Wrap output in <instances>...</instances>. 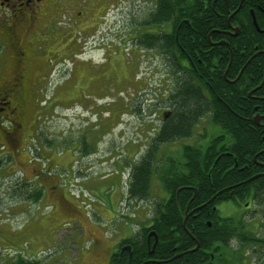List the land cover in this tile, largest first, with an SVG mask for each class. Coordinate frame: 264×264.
<instances>
[{"label": "rangeland", "instance_id": "374dc122", "mask_svg": "<svg viewBox=\"0 0 264 264\" xmlns=\"http://www.w3.org/2000/svg\"><path fill=\"white\" fill-rule=\"evenodd\" d=\"M153 1L117 0L100 26L106 31L101 45L93 37L84 45L91 48L85 53L93 63L92 68L85 66L89 79L69 77L62 86L69 70L64 66L51 83L42 85V156L34 153L26 170L21 164L28 157H18V164L0 163V264H105L118 241L151 223L155 204L167 196L155 173L146 199L126 194L131 167L147 153L165 120L164 109L170 107L167 95L178 88L160 53L131 47L127 37L133 22L147 17ZM148 28L143 26L141 33L150 34ZM61 87L72 101L62 107L51 96ZM221 133L204 117L192 137L160 145L154 161L163 164L171 157L183 162L184 145L205 147ZM44 168L56 170L54 180L41 179V201H27V191L18 186L24 183L21 173L27 180ZM217 208L222 217L242 218L252 234L264 236V192L248 210L232 201H221ZM232 244L238 248L236 241ZM251 246H245L244 258L232 253V264H264V245L250 255Z\"/></svg>", "mask_w": 264, "mask_h": 264}, {"label": "trees", "instance_id": "16d2710c", "mask_svg": "<svg viewBox=\"0 0 264 264\" xmlns=\"http://www.w3.org/2000/svg\"><path fill=\"white\" fill-rule=\"evenodd\" d=\"M183 1L173 0L171 4L170 0H158V22H165L169 16H173L175 8L180 7ZM207 1L204 8L200 6L201 0H190V25H182L179 29V42L186 46L181 47L183 50L173 47L176 52L174 56L168 47L157 49L166 59L168 55L172 60L170 72L175 75L178 88L170 96L167 95L170 115L165 117L147 153L131 167L126 194L130 199H146L150 193L151 177L155 173L167 196L155 204L151 223L140 228L139 233L132 237L131 240L136 242L137 254L133 255L129 264H144L143 260L147 258L144 251L146 236L151 231L158 239L157 258L168 259L170 255L181 252L183 256L180 261L184 264H214L209 262L210 255L204 252L206 250L212 253L222 250V264H232V253L244 258L245 246L258 241V237L247 229L248 221L219 218L205 211L220 200H231L237 204L248 202L249 207V203L259 199L264 192V101L257 99L264 96V58L258 55V50H264V47H245L248 42L258 46L264 44L261 41L264 36L254 26L255 22L260 29L264 28V15L259 10L264 8V0H242L241 14L235 18L241 31H245L238 41L240 47H231L232 58L228 69L229 52L225 47H220L217 53L220 60L214 70L211 69L212 56L201 51L209 48L204 47L209 31L219 25L223 28L226 26L225 1L230 9H234L239 0H220V8H216L219 14H224L220 20L209 9L212 0ZM247 4L253 8L254 20L247 10ZM176 12L181 14L183 10ZM211 50L213 52L216 48ZM181 59L192 60L193 63L189 62L186 67V63L181 64ZM198 59L203 63L199 64ZM206 115L223 133L213 137L205 147L184 145L183 162L159 164L154 161L160 145L191 136L198 121ZM255 115L259 116L258 124L253 121ZM27 185L29 191H23H27L25 199L38 202L43 194L42 189H32V182L18 186L25 189ZM193 188L196 195L192 198ZM188 202L190 208L204 207L198 216H190L183 223ZM207 219L213 220L212 224L205 222ZM234 241L238 243L237 249H232ZM218 242L221 243L219 249L216 246ZM196 243L198 248L189 252ZM115 257L113 255L112 260ZM170 262L178 264L179 260Z\"/></svg>", "mask_w": 264, "mask_h": 264}, {"label": "flooded vegetation", "instance_id": "af4514ba", "mask_svg": "<svg viewBox=\"0 0 264 264\" xmlns=\"http://www.w3.org/2000/svg\"><path fill=\"white\" fill-rule=\"evenodd\" d=\"M116 2L117 0H0V163H17L18 157H28L26 162L21 164V167L26 170L33 163L32 159L36 155L37 157L42 156L41 106L46 108V102L41 101L44 92L42 85L51 83L54 75L56 76L58 73L60 75L61 68L64 66H69L67 74L70 78L89 79L91 77L86 68H92L90 66L92 62L85 58L86 51L91 48L84 47V45H88V39L91 37L95 40L94 44L101 45L106 31L102 32L100 26L106 24L107 14L111 8V11L114 10ZM207 2V0H201L200 6L206 8ZM170 3L173 4V0H170ZM209 3L210 11L218 16L217 20H220L224 15L216 11V8H220V0L217 3L216 0ZM189 5L190 0H184L180 7L175 8L176 11L183 10L181 14L174 11L173 16H169L165 22L159 23L157 20L159 18L158 0H154L152 7L146 13L147 17L145 19L139 17L133 22V27L131 26L134 30L132 34L128 33L129 36H127L130 38V45H133L131 47H155L153 49L157 52L158 47L163 49L168 47L175 56L176 52L173 47H186L179 42V29L182 25H190ZM246 7L254 20L252 6L247 4ZM241 10L242 0H239L234 9H230L228 2L225 1L226 26L224 28L220 25L213 27L207 35L208 42L204 47L209 48L203 49L201 53L212 56V70L215 69L216 63L220 60V57L217 56L220 47H225L229 52L227 69L232 58L231 47H240L238 41L245 31H241L235 18L241 14ZM259 10L264 15V8ZM182 15L184 18H180ZM233 20L235 21L233 22ZM143 26L149 27L150 34L141 33ZM258 29L260 31H256L264 36V32H262L264 28L258 27ZM246 40L248 39L246 38ZM261 41L264 43V38ZM245 47H264V44L258 46L248 42ZM213 48L216 50L212 52L211 49ZM258 52H260L258 55H262L264 58V50L259 49ZM194 55L197 54L194 53ZM160 56L163 58L162 64L166 66L168 72L169 69L171 70L172 60L168 58V55L167 59L162 53ZM185 61V66L188 67L190 61ZM190 63L193 61L191 60ZM198 63L202 64L203 62L198 59ZM86 65L87 67H85ZM101 68L102 65L94 67V71L98 72ZM91 75L94 76L92 70ZM257 99L264 101V96L257 97ZM169 108L164 109L166 117L171 113V107ZM193 135L191 134L189 137ZM36 145L39 147H35ZM58 154L60 155L62 152ZM254 160H256L255 157ZM170 161L176 160L169 157L166 163H170ZM54 172L56 170L53 171V168L39 170L31 180L34 181L35 177L40 182L33 184L32 189H43L41 179L53 181ZM24 178L26 175L21 173V180L23 179L25 184L30 181V179L24 180ZM129 180L130 174H128V183ZM25 188L29 191V187ZM21 190L24 191L25 189L21 188ZM126 190L128 191V184ZM221 201L230 202L231 200H220L205 213L210 215L212 212L215 216L222 218L217 208ZM239 204L244 207V211L248 210V202ZM200 206L190 208L188 202L183 218L185 215H187L185 220L190 216L192 218L198 216L204 205ZM207 221L211 224L213 222L211 219H207L205 222ZM148 235L144 250L147 258L143 260L144 264H174L170 262L173 260H179L178 264H184L180 261L183 256L181 252L170 255L168 259L157 258L155 251L158 249V239L155 235ZM131 239L125 237L118 241L112 252H109L105 264H129L133 255L137 254L136 242ZM255 243L247 254L250 253L251 255L252 251H259L260 244L264 245V236L259 237ZM216 246L219 249L221 243L218 242ZM125 247H129V249ZM204 252L209 253V262L222 264V250L216 253L209 250ZM113 255L116 256L114 260H112Z\"/></svg>", "mask_w": 264, "mask_h": 264}, {"label": "crops", "instance_id": "0c3cea01", "mask_svg": "<svg viewBox=\"0 0 264 264\" xmlns=\"http://www.w3.org/2000/svg\"><path fill=\"white\" fill-rule=\"evenodd\" d=\"M67 80H68V78L65 79V81H63L64 84L62 86H64L66 83H68ZM63 82L60 81V83H63ZM61 89H62V87L60 89L56 88L55 91H53L51 94V96H53L55 98L53 101H56L55 103L57 105H59L60 107L65 106L68 103H72V101H70L71 99L69 100L68 95L66 93H64ZM61 178H62V176H61ZM68 181H69V179H68Z\"/></svg>", "mask_w": 264, "mask_h": 264}, {"label": "water", "instance_id": "95a60500", "mask_svg": "<svg viewBox=\"0 0 264 264\" xmlns=\"http://www.w3.org/2000/svg\"><path fill=\"white\" fill-rule=\"evenodd\" d=\"M254 26H255V28H256V30H258V31H260L259 29H258V27L256 26V24H255V22H254ZM236 30V29H235ZM262 32H264V31H262ZM263 83V82H262ZM249 95H250V93H249ZM166 116L164 115V118H165ZM259 116L258 115H255L254 117H253V121L256 123V124H258L259 123ZM264 175V174H263ZM253 178H251L250 180H252ZM178 192V191H177ZM196 195V189L195 188H193V196H192V198L194 197ZM201 207V206H200ZM199 207V208H200ZM187 217V215H185V218ZM185 218H184V220H185ZM208 225H209V223H208ZM151 235H155L154 234V232H150L149 233V236H151ZM126 249H129V247H125ZM198 248V244L196 243V245H195V247L193 248V249H191L189 252H193V251H195L196 249Z\"/></svg>", "mask_w": 264, "mask_h": 264}]
</instances>
